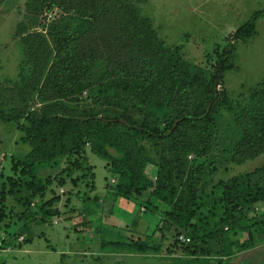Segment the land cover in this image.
Wrapping results in <instances>:
<instances>
[{"label": "trees", "instance_id": "trees-1", "mask_svg": "<svg viewBox=\"0 0 264 264\" xmlns=\"http://www.w3.org/2000/svg\"><path fill=\"white\" fill-rule=\"evenodd\" d=\"M140 4L25 0L26 20L17 36L26 60L15 80L0 84V121L14 124L30 151L24 160L12 159L14 175L0 190V228L3 223L6 233L0 250L21 249L38 235L35 227L55 225L61 198L47 194H54L56 180L96 190L90 154L106 162L113 180L104 199L95 195L88 202L110 204V213L118 198L138 201L143 212L163 203L164 219L177 231L173 244L180 259L234 264L238 253L264 242V164L219 180L210 194L203 186L204 157L213 150L221 108L234 115L238 128L230 162L264 153V87L236 109L220 89L233 69L228 54L219 55L211 70L192 66L180 47L167 46ZM255 28V21L249 22L236 36L251 38ZM37 102L42 106L32 110ZM60 169V177L44 176ZM80 213L81 225L94 224L92 214ZM154 238L109 243L147 254L160 251L162 236Z\"/></svg>", "mask_w": 264, "mask_h": 264}, {"label": "rangeland", "instance_id": "rangeland-1", "mask_svg": "<svg viewBox=\"0 0 264 264\" xmlns=\"http://www.w3.org/2000/svg\"><path fill=\"white\" fill-rule=\"evenodd\" d=\"M139 1L167 46L180 47L183 57L192 66L211 70L212 66L217 65L219 55L228 54L226 59L233 69L226 74L225 84L220 89L227 90L236 109L247 103L256 88L264 87V0ZM25 12V0H0V84L7 79L15 80L21 70V63L26 60V51L22 49L21 39L17 36L20 23L26 20ZM252 21L256 25L254 36L245 40L237 38L236 32ZM41 106L37 102L31 105V109ZM132 114L139 117L135 112ZM218 116L220 120L213 150L204 157L207 178L203 186L207 194L216 190L215 185L219 180L251 172L264 164V153L240 164L230 162L228 150L238 142V128L234 115L227 109L221 108ZM21 137L22 133L14 124L0 121V190L7 177L14 175L11 170L12 159L24 160L30 151V146L23 144ZM194 158V154L189 156L191 160ZM90 162L95 166L96 190L91 193L86 191L84 185L75 186L69 181L63 185L61 180H56L54 194L49 193L47 197L54 195L61 198L57 205L61 217L54 219L58 225L34 226L38 235H32V240L21 249L0 250V264H197L193 260L180 259L182 252L173 244L177 231L164 219L167 207L163 203L157 202L158 209L145 206L146 211L143 212L144 206H140L138 201L118 198L111 202L115 205L111 213L110 204L104 208L99 204H90L88 197L97 195L105 198L106 185L113 180L104 160L90 154ZM64 167L62 165L61 169ZM153 168V174H156L157 169ZM61 169L46 170L44 176H59ZM61 189L66 191L63 197L59 195ZM207 194H204L203 199L210 198ZM81 211L92 214V226L81 225L82 219H85ZM86 228L91 232L86 231ZM154 233L158 237L162 236V241L158 242L160 251L155 253L131 254L109 243L114 240L124 242L131 238L154 242ZM4 236L6 233L2 223L0 239ZM172 250L175 252L171 253ZM96 258H100V263L95 262ZM238 262L239 259L233 263Z\"/></svg>", "mask_w": 264, "mask_h": 264}, {"label": "crops", "instance_id": "crops-1", "mask_svg": "<svg viewBox=\"0 0 264 264\" xmlns=\"http://www.w3.org/2000/svg\"><path fill=\"white\" fill-rule=\"evenodd\" d=\"M55 225H58V224H55ZM96 253H99V252H95V254ZM96 256L100 257L101 255H96ZM237 259H239V262L236 264H242L243 262H248L251 264H264V242H260L255 247L238 253L234 257L232 263L236 261ZM95 262L100 263V258H96Z\"/></svg>", "mask_w": 264, "mask_h": 264}, {"label": "built area", "instance_id": "built-area-1", "mask_svg": "<svg viewBox=\"0 0 264 264\" xmlns=\"http://www.w3.org/2000/svg\"><path fill=\"white\" fill-rule=\"evenodd\" d=\"M0 168H1V164H0ZM60 193L61 194H64L65 191L63 189L60 190ZM54 224H58L56 221L54 222ZM20 240H23V238H20ZM179 240L183 241V242H190V239L189 238H186L184 236H180L179 237Z\"/></svg>", "mask_w": 264, "mask_h": 264}]
</instances>
